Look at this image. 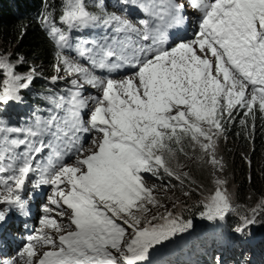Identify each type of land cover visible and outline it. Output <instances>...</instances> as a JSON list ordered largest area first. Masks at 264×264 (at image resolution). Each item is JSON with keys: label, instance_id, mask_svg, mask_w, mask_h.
<instances>
[{"label": "snow or ice", "instance_id": "6c2138e0", "mask_svg": "<svg viewBox=\"0 0 264 264\" xmlns=\"http://www.w3.org/2000/svg\"><path fill=\"white\" fill-rule=\"evenodd\" d=\"M129 3L147 18L133 23L125 15L108 12L103 0L95 4L98 12L90 11L86 0H62L59 22L69 30L102 25L116 33L135 34L144 42H121L116 50L81 41L77 56L87 59L91 69L59 51L70 47V36L57 26L47 2L39 15L40 26L58 49L56 73L63 70L78 78L70 81L67 98L46 97L65 113L63 117H37L26 128L9 127L0 120V203L23 214L28 201L22 192L33 174L39 176L37 185L53 188L49 204L55 208L43 209L42 227L27 237L18 253L22 264H167L156 259L160 250L193 229L194 223L175 211L179 201L169 210L144 174L162 179V169L182 189L186 181L195 184L189 173L178 171L183 167L179 154L187 156L188 148L198 146L197 159L207 156L214 170H222L216 138L226 131L224 114L228 123L237 107L247 109L245 117L255 119L256 106L264 114V0H189L200 14L195 38L170 48L165 47V30L184 23V5L178 0H117L120 5ZM88 43L93 47L83 46ZM10 56L0 53V105L21 102V91L39 75L35 67L16 72L25 58L12 61ZM124 66L134 71L119 80L94 71ZM61 78L53 75L51 81ZM85 85L99 95L84 96ZM85 109L87 120L82 118ZM240 124L246 126V120ZM89 132L96 136L85 146L77 134ZM46 135L62 141L64 148L53 140L45 142ZM22 146L24 150L17 151ZM45 150L50 153L47 164H42ZM66 150L76 153L71 164L63 162ZM213 184L214 191L199 202L203 210L197 213L209 222L222 221L239 207L225 187L226 180L214 178ZM192 191L184 190L183 195L189 197ZM261 212L264 198L239 216L233 232L243 235ZM0 264H15V260Z\"/></svg>", "mask_w": 264, "mask_h": 264}, {"label": "rangeland", "instance_id": "374dc122", "mask_svg": "<svg viewBox=\"0 0 264 264\" xmlns=\"http://www.w3.org/2000/svg\"><path fill=\"white\" fill-rule=\"evenodd\" d=\"M178 1L179 3L183 5L184 3L185 4L189 3V0H178ZM103 3L105 4L108 12H115L117 15H125L128 19H131L132 21H134V23H137L139 19H144L139 9H136V11L132 13V15L131 14L128 15L127 13L123 12L122 9L125 11H129L128 4L124 5L125 8H123L122 5L117 4L116 0H112V1L103 0ZM135 16L138 17L137 20L134 19ZM137 26L139 25L137 24ZM108 28H109V31L113 34H110V36H108L109 34L107 35L99 34L98 37L100 38L99 39L100 41L95 39L94 41L95 43L98 41L97 44L106 45V43L109 41L108 40L109 38L111 39L110 42H113V43L115 41V43L117 42L120 44L121 42H131L134 45L143 44V41L135 34L128 35L125 33H116L113 31L112 27H108ZM129 37H130V41H129ZM77 45H79V43ZM83 46L86 48H89L85 45ZM112 47L116 50H119L120 48L118 45L117 47L114 45ZM3 50L4 51H1L0 53H4L5 49ZM67 55L68 53H66L64 56H67ZM10 60L14 61V59H12L11 56H10ZM30 63L31 65L29 64V66L35 67L37 72L39 73V75L35 78L37 80H40L39 82L45 81L47 76L52 77L53 75H59L60 77H62L59 80H62L64 78L63 76L67 77L69 80V78L72 75V74L71 75L66 74L63 70H61L59 73H56L54 67L49 72V70H46L45 68H43V66L41 67V65L39 67L38 64L35 63L36 64L35 65L32 63V61ZM81 66L84 67L83 65ZM60 67L61 69H63V65H60ZM27 70L25 72H27ZM73 74H76V73H73ZM88 87L91 88L90 86ZM91 89L94 90L95 92H98V90L96 91V89H93V88ZM85 94L86 92L84 93V95ZM13 103L14 101H11V102H8L6 105H0V120H3L4 122H6L7 126L17 120H20L18 114L10 113L9 110L7 109V107H10L11 105H13ZM232 111H233V116L235 118L230 123H228L226 122L227 113L224 114L225 120L222 121V123L226 131L224 135H221L216 138V142H217L216 157L217 159H222V162H223L222 170H220L219 168L214 170L213 166L206 162L208 159L207 156H205L203 160L197 159V157L201 155V151L199 147L197 146L196 148H188L187 156H185L183 153L179 154L178 156L179 164L183 165V167L179 168L178 171L189 173L191 178L196 182L195 184L190 185L186 181L182 189L179 181L175 180L174 178L167 177L166 174L163 173L162 169L160 170V175L162 179H157L155 177H152L150 176V174H144L146 177L148 186L151 187L152 185H156V190L154 194L160 197L161 202L169 210H173V203L175 201H179V204L175 208V211L183 212L184 217L187 216V218H189L188 214L193 212L192 208H197V207L202 208L199 202L202 201L204 197L208 196L214 191L215 189V185L213 184L214 178H220V179L227 181V184L225 187L232 194L234 205L239 206L236 208L234 212H231L229 214L237 215L238 218L240 215L247 214L249 209L254 207L257 204V202L261 200V198H264V193L262 192H256L255 194L253 193L252 195L248 196L250 193H252L251 190H248L247 191L248 195L246 197H247V200H251V201H249L250 203L247 205V204H244V200H245L244 197H242V199L240 198L238 199V197H236V187L237 186L232 181L233 176L229 175L232 171L230 167H228L227 165L228 163H226L224 156H226L228 151L239 153L242 162H244L248 168H250V166L254 164V166L256 168H259L261 173L264 175V145L257 147L256 144H253V140L256 138L258 134L257 132L259 131L255 128V119H253L251 116L249 117L244 116V112L247 111V109L237 107L236 109ZM23 114H24V110H22L20 115H23ZM258 114L264 115L259 112L258 106H256L255 116H257ZM241 119L246 120V126L240 124ZM204 126L207 127V125H204ZM230 130H237L236 132L238 134L239 133L243 134V136L241 137V139L238 136H233L232 138H229V139L225 138L226 134ZM213 131H215V129H213ZM232 135H230V137ZM82 139H83L82 142L84 143V145L87 146L90 141L89 140L90 135L85 134L82 137ZM228 140H232V141L229 142ZM243 140L247 141L245 146H241L239 144V142ZM53 143L54 145H58L59 148H64V144L62 141L54 140ZM49 153H50V150H45L42 156L40 157L42 164H47V158L49 157ZM75 155L76 153L74 150H66L62 158L63 162L71 164L75 159ZM53 159L55 158L53 157ZM175 164H176V161H173L172 166L175 167ZM38 179H39L38 174H33L31 176V178L27 182L26 189L22 192V198L28 201L27 207H32L36 203L35 198H37V193L40 191H44L41 198L37 200L41 203H45L46 205H48V207H50L51 205H49L48 203H49V197L52 195L53 188L51 185H42V184L37 185L36 181H38ZM191 189H195V191H192L189 197H185L183 195V191L191 190ZM2 191L3 190L0 189V192ZM167 197H171L172 199H168ZM39 207L40 206H38V208ZM184 209H191L192 211L190 212L184 211ZM16 211H17V208L0 203V213L4 215V220L0 222L1 223L0 237H2V227L8 226L15 222ZM152 211L155 212L157 211V209L153 208ZM159 211H163V209H159ZM259 216L260 217L259 218L257 217V219H259L260 223H262L264 226V212H261ZM205 222L206 220L202 219V223H205ZM219 229H220V226L218 225L216 226L214 230L210 232V234H207L206 241L203 243L205 246L202 245L200 247L199 246L196 247L197 241L195 238H192L190 241L185 242L183 245L182 243L184 240L178 241L176 245L175 244L173 245L172 250L169 253L165 255L160 254L158 257H156V259H161L163 261H166L168 262L167 264H191V262H186L187 257L194 258L197 255H203V254L212 252V259L218 262V259L215 260L217 256H222L221 254H223L224 252L226 253V255L229 256L231 254L230 252L231 249L235 246L239 248L238 252L247 254V256L244 258V261L246 262L245 264H250L251 262L249 261V259L252 258L251 253L253 252V247L246 246L245 240H241V238L236 237L234 232L231 234H228L226 232V229H223L220 232V234H216L219 231ZM259 229L264 230V227L260 226ZM249 233L252 234V231H249ZM36 234H37L36 230H32L30 232L26 230L24 233L15 232V234L10 235L4 240V243H3L4 247L5 249H7L8 246H11L12 244H18L21 241H25L26 243L28 236L36 235ZM230 245L232 246L230 247ZM23 246L24 244H22V247L21 249L18 250L17 254H14L17 258H18V253L22 250ZM194 247L196 249H192ZM260 248L264 251V241L261 242ZM190 249L192 250L190 251ZM220 251H221V254H220ZM228 256H225L224 258L220 257L219 262L220 263L226 262L228 259ZM15 259L16 258L14 257V260ZM176 259L183 260V261H180V262L174 261ZM238 264H241V263H238Z\"/></svg>", "mask_w": 264, "mask_h": 264}, {"label": "trees", "instance_id": "16d2710c", "mask_svg": "<svg viewBox=\"0 0 264 264\" xmlns=\"http://www.w3.org/2000/svg\"><path fill=\"white\" fill-rule=\"evenodd\" d=\"M45 2L49 5L48 11L53 12V18L57 26L61 27L62 24L59 22V14L61 12L62 0H0V52L5 49L4 53H11V57L14 61L18 56H23L25 58L26 62L18 65L16 68V71L20 74L24 73L28 67H30L29 64L31 65V61L33 64H38L39 67L40 65L41 67L43 66V68L49 70V72L57 62L56 52L58 50L56 44L39 23V15L44 11ZM97 2L98 0H86L90 11L98 12V9L95 8ZM2 79L3 76L0 75V80ZM39 81L40 80L35 79L31 84L32 86L22 90L20 93L22 97L21 104L25 109L30 110V112L34 114H41L47 109L49 104L46 99L47 96L52 95L55 98L56 96H62V92L63 96L66 93V86L57 81L53 83L50 76H47L45 81ZM63 82L67 83L68 81L64 79ZM16 114L20 115V112ZM261 116L260 114L255 116V128L259 132H257L258 134L253 140V144H256L257 147L264 145V120L261 119ZM24 117L25 116L22 118ZM236 131L237 130H230L226 134V138L229 139L233 136H238L241 139L243 134H238ZM230 135L232 136L230 137ZM228 141L230 142L232 140ZM246 143V140L239 142L241 146H245ZM224 159L232 171L229 175L233 176L232 181L237 186L236 197H238V199L244 197V204L248 205L250 203L249 201H251L247 200L246 197L248 195V190L252 192L248 196L256 192L264 193V175L259 168H256L254 164L248 168L246 164L242 162L239 153L236 152L228 151ZM192 210L193 212L189 213L188 217L191 218L193 222L198 219L201 220L196 223L194 227L203 231L205 229L214 230L216 226L221 225L223 229H226L228 234H231L233 233L235 225L240 222L237 215L227 214L222 221L209 222L206 220L205 224H203L202 219L199 218L197 214L198 211L203 209L197 207L192 208ZM257 217H260L259 214L256 216V222L250 225L245 233L241 235V240H246L243 239V236H245L250 239L253 237L258 238L260 241H264V230L259 229L260 226H264ZM185 218H187V216H185ZM249 231H252V234L249 233ZM238 249L237 247L232 248L231 252L237 253ZM204 259V256H200L201 262L204 261ZM252 264H264V252L259 251L256 253Z\"/></svg>", "mask_w": 264, "mask_h": 264}, {"label": "bare ground", "instance_id": "6f19581e", "mask_svg": "<svg viewBox=\"0 0 264 264\" xmlns=\"http://www.w3.org/2000/svg\"><path fill=\"white\" fill-rule=\"evenodd\" d=\"M167 33V39L171 40V42L168 43L167 47H172L174 46L176 40L178 39L177 36H174L172 34V32L168 31L166 32ZM124 36V35H123ZM104 37V36H103ZM112 37V35H111ZM127 37V36H126ZM122 38V37H121ZM107 40V39H106ZM109 40V38H108ZM118 40V39H117ZM100 41V40H99ZM98 42V41H97ZM96 42V43H97ZM80 44V43H79ZM115 46V45H114ZM73 57L79 62V63H82L83 62V58L82 57H79L77 56V54L73 55ZM82 65V64H81ZM95 74L97 76H102V77H107V78H112V79H116V80H119V79H122L124 77H127L129 76V74L133 71V69H131L130 67H127V66H124V67H121V68H118V69H115L111 72H109L108 70L106 69H95ZM97 91V89H96ZM66 92V91H65ZM57 95V94H56ZM62 96H63V92H62ZM35 105V104H34ZM11 123V122H10ZM243 239H246L245 236H243Z\"/></svg>", "mask_w": 264, "mask_h": 264}]
</instances>
